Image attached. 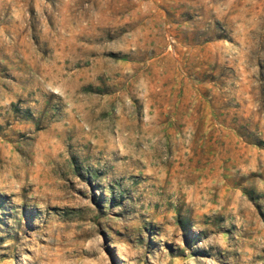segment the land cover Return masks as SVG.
<instances>
[{"label": "rangeland", "instance_id": "rangeland-1", "mask_svg": "<svg viewBox=\"0 0 264 264\" xmlns=\"http://www.w3.org/2000/svg\"><path fill=\"white\" fill-rule=\"evenodd\" d=\"M0 264H264V0H0Z\"/></svg>", "mask_w": 264, "mask_h": 264}]
</instances>
